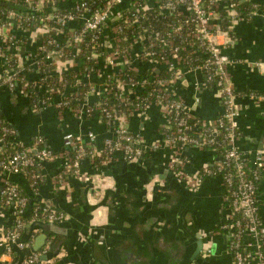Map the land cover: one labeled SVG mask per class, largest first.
I'll return each mask as SVG.
<instances>
[{"label": "built area", "instance_id": "1", "mask_svg": "<svg viewBox=\"0 0 264 264\" xmlns=\"http://www.w3.org/2000/svg\"><path fill=\"white\" fill-rule=\"evenodd\" d=\"M0 1L6 5L22 6L18 11L0 8L1 58L9 62L6 51L15 49L17 45V39L11 32L16 24L27 30L39 26L47 36L39 53L29 60L28 68H22L16 54H13L12 60L16 65L5 66L0 75V89L7 87L14 91L19 86L30 95L27 89L32 86H29L25 72L34 66L40 76V85L46 87V96H37L33 100L34 111L50 106L58 111L72 110L73 103L79 102L72 110L75 115L83 119L99 114L109 132L102 148L97 147V135L92 131L86 135L65 133L63 150L58 152L49 147L41 135L31 145H25L15 139L16 130L12 126L0 121V215L5 216L9 210L14 223L13 227L0 226L3 260L11 257L14 248L29 249L30 242L23 238L22 233L23 227L29 223H61L70 218L52 203L41 204L25 195L12 177L26 176V170H30L29 185L32 193L37 195L44 180V167L62 160L63 166L54 179L57 187L65 185L68 178L90 182L94 200L102 201L106 175L100 168L110 164L119 153L126 163H131L141 161L152 149L143 137L128 131L120 121L134 113L144 112L155 103L166 119L164 145H193L201 149L210 146L214 151H217L214 144L223 146L222 162L218 168L207 166L198 175L189 176L180 171L181 163L176 159L171 168L179 180L196 189L207 177L223 172L221 178L226 185L224 207L227 214L219 230L212 234L224 240L227 264H264V219L257 194L258 183L263 178L264 150L243 152L236 146L240 137L241 113L237 101L241 95L232 82L230 67L240 61L225 52L237 23L264 17L263 4L259 0H73L69 9L59 7L57 0ZM245 2L251 5L247 13L241 11ZM225 22L228 25L223 28ZM56 32L64 34L63 38L58 40ZM79 54L85 57L84 71H75L77 76L72 83L84 85L86 89L70 92L72 86L62 73L74 70L75 56ZM135 59L159 65L167 69L170 76L156 77L151 88L134 97L137 88L144 84L135 76L128 75L133 62L137 61ZM102 61L107 67H120V71L118 75L111 74L106 78L103 96L90 104L87 97L96 88L87 80L91 70L88 65L91 66L92 62L100 65ZM254 65L264 69V59ZM196 71L202 72L203 76L205 74V84H214L223 100L222 114L212 121L193 115L181 99L167 90L168 83L180 78L184 72ZM249 96L264 100L263 94L251 92ZM118 103L128 107L129 113H119L115 108ZM193 130L197 137L189 135ZM218 135H222L221 143L216 140ZM86 160L94 170L87 171ZM231 165L235 171H225ZM29 212L31 217L27 222L23 217ZM207 244L202 251L205 256L212 252V247ZM41 256L42 253L30 252L23 263L45 264Z\"/></svg>", "mask_w": 264, "mask_h": 264}, {"label": "crops", "instance_id": "2", "mask_svg": "<svg viewBox=\"0 0 264 264\" xmlns=\"http://www.w3.org/2000/svg\"><path fill=\"white\" fill-rule=\"evenodd\" d=\"M57 1L59 7L69 9L73 5V0ZM259 1L264 6V0ZM14 26L11 32L17 39V45L10 51L12 55L16 54L22 68H28L31 57L39 53L47 36L39 26L29 30L17 24ZM54 34L58 40L64 36L57 32ZM108 36H111L110 29ZM231 37L225 52L240 61L230 67L232 82L241 95L237 101L241 113L240 137L236 146L240 151L254 153L264 150V100L249 96L251 92L264 95V69L254 65L264 59V17L240 21L233 28ZM80 56L83 55L75 56L74 69L83 73L85 57ZM7 64V60L0 57V75ZM88 66L91 70L87 80L96 90L88 95L87 101L94 104L103 96L106 78L111 74L118 75L120 67H107L104 61L100 65L92 62ZM131 72L144 83L136 90L134 97H138L152 87L156 77L163 76L168 70L137 60L133 62ZM25 73L29 86H32L27 89L30 95L19 86L14 91L7 87L0 89V114L16 130V140L31 145L41 135L49 147L59 152L63 150L65 133L86 135L92 131L97 135V147L102 148L109 132L99 114L79 119L72 111L79 102L72 105V110L58 111L50 106L34 111L33 99L37 96L44 98L46 87L40 85V76L34 66ZM204 81L200 71L184 72L180 78L168 83L167 90L181 99L193 115L212 121L222 114L224 105L216 89L207 87ZM165 123L166 119L155 103L144 112L134 113L120 121L128 131L143 137L152 149L141 161L131 163H126L119 153L110 164L100 168L106 175L102 201L94 200L90 182L68 178L65 185L57 187L54 179L63 166L62 160L44 167V180L37 195L32 193L24 175L13 176L12 180L35 201L52 203L70 218L54 224L55 229L51 223L42 222L44 226L37 224L40 221L29 223L23 233V238L30 242L29 249L14 248L11 257L3 260L4 249L0 247V264H13L21 256L24 264L30 252L42 253L41 260L45 264H168L163 255L170 243L176 239L191 241L193 234H202L205 246L208 243L212 249L215 247L214 259L203 261L204 264H219L222 260L227 264L228 257L222 259L224 240L212 234L227 214L224 207L227 191L223 179L207 177L197 189L191 188L179 180L171 168L176 159L181 163L180 171L196 176L205 167L217 163L216 151L193 145H164L162 131ZM86 167L87 171L94 170L89 162ZM260 189L261 216L264 219V167ZM169 200L171 203L166 204ZM6 218L0 215V226L6 225Z\"/></svg>", "mask_w": 264, "mask_h": 264}, {"label": "trees", "instance_id": "3", "mask_svg": "<svg viewBox=\"0 0 264 264\" xmlns=\"http://www.w3.org/2000/svg\"><path fill=\"white\" fill-rule=\"evenodd\" d=\"M3 7H9V8H13V9H15V10H21V8H22V6L21 5H19V6H17V5H15V4H13V3H9V4H5V2L4 1H0V8H3ZM250 7H251V5H250V3L249 2H245L242 6H241V11H243V13H247L249 10H250ZM261 10L262 11H264V6L262 5L261 6ZM226 25H228V23L227 22H225L224 24H223V28H226ZM6 54H7V57H8V59H9V62H8V64H7V67L8 66H14V65H16L14 62H13V55H12V51H10V50H8V51H6ZM87 55H88V51H87V53H86ZM81 57H83V56H80V58ZM81 69H82V66L80 67ZM75 69L74 70H70V71H64L63 73H62V76L65 78V79H67L68 80V84L69 85H71L74 89H73V92H75V91H84L85 89H86V86H84V85H82V86H75L74 84H72V81L76 78V74H75ZM129 76H134V74L132 73V72H129V74H128ZM170 76V72H168V73H164L163 74V76L161 75V77H169ZM56 77L58 78L59 77V75H56ZM74 78V79H73ZM204 79H206V77H205V74H204ZM206 85H207V87H209V88H211V89H213V88H215L214 87V84H207L206 83ZM39 98V97H38ZM34 100V99H33ZM134 102L136 101V100H133ZM75 104H77V103H73V105H75ZM115 108L116 109H118L119 110V113H121V114H128L129 113V108L128 107H125V105L124 104H120V103H118L116 106H115ZM0 121H1V123H3L4 125H7V126H11V124L7 121V119L3 116V115H1L0 114ZM105 122V121H104ZM163 134H164V132H165V130L163 129ZM189 135L190 136H193V137H197V135H196V131L195 130H193V131H190L189 132ZM216 140H217V142L218 143H221L222 142V135H218L217 137H216ZM212 147V146H211ZM213 147H215V148H217V151H216V155H217V157L219 158V160L217 161V163H215L214 165H212V166H210L211 168H218L219 166H220V164H221V162H222V154H223V152H224V148H223V146H221V145H219V144H214L213 145ZM207 148H210V146L209 147H207ZM206 148V149H207ZM98 163V162H97ZM98 164H100V163H98ZM250 164V163H249ZM250 167V166H249ZM249 167H247V170H249V172H251V170H250V168ZM225 171H228V172H234L235 171V169H234V166L233 165H231L230 167H228V168H226L225 169ZM30 170H26V178H27V180L28 181H30ZM218 174H216V176H219V177H221V175H223V172L221 171V172H217ZM249 177H250V174H249ZM261 182H262V179H261V181H259V183H258V189H257V194L260 196V194H261ZM20 187V186H19ZM21 188V187H20ZM22 189V188H21ZM22 191H23V193L25 194V195H29L28 193H27V191L26 190H24V189H22ZM5 216H7V218H6V221H5V224L6 225H8L9 227H13L14 226V223H13V221L10 219V216H9V210H6V212H5ZM30 217H31V214H30V212L29 213H27L23 218L28 222L29 220H30ZM8 218H9V220H8ZM26 227V226H25ZM25 227H23V229H22V233H24V229H25ZM217 230H219V228H217L216 229V231Z\"/></svg>", "mask_w": 264, "mask_h": 264}, {"label": "flooded vegetation", "instance_id": "4", "mask_svg": "<svg viewBox=\"0 0 264 264\" xmlns=\"http://www.w3.org/2000/svg\"><path fill=\"white\" fill-rule=\"evenodd\" d=\"M167 203L170 204L171 201L169 200V202H166V204ZM191 237V241L176 239L175 241L171 242L166 248L165 255H163L165 258L164 261H167L168 264H201L203 261H206L213 256L211 254L209 256H205L200 253V255L196 257L195 252L199 238H197L195 234H193ZM222 253V259H224L226 253L224 250ZM194 257L196 258L193 259ZM219 264H224V260H222V262Z\"/></svg>", "mask_w": 264, "mask_h": 264}, {"label": "water", "instance_id": "5", "mask_svg": "<svg viewBox=\"0 0 264 264\" xmlns=\"http://www.w3.org/2000/svg\"><path fill=\"white\" fill-rule=\"evenodd\" d=\"M87 163H88L87 160L84 161V165H86ZM37 224H40V225L44 226V223H42V222H37ZM54 224H56V223H51V226H53ZM53 227L55 229V225ZM197 238H199V241H198L196 252H195V256L196 257L199 256L200 253H202V251H203V249L205 247V242L202 239V234H198ZM214 254H215V247L212 249V252H211V255L214 256ZM213 256L211 258H209V259L213 260L214 259ZM196 257H194L193 259H195ZM21 258H22V256L20 258H17L16 261L13 264H22ZM42 258L46 259L45 257H42ZM201 264H204V263L202 262Z\"/></svg>", "mask_w": 264, "mask_h": 264}]
</instances>
